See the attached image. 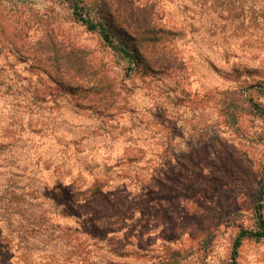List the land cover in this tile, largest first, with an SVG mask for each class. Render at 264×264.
Listing matches in <instances>:
<instances>
[{
    "label": "rangeland",
    "instance_id": "1",
    "mask_svg": "<svg viewBox=\"0 0 264 264\" xmlns=\"http://www.w3.org/2000/svg\"><path fill=\"white\" fill-rule=\"evenodd\" d=\"M77 4L114 43L118 9L151 19L181 68L145 75L70 0H0V264H231L264 224V0Z\"/></svg>",
    "mask_w": 264,
    "mask_h": 264
},
{
    "label": "trees",
    "instance_id": "2",
    "mask_svg": "<svg viewBox=\"0 0 264 264\" xmlns=\"http://www.w3.org/2000/svg\"><path fill=\"white\" fill-rule=\"evenodd\" d=\"M70 4L72 5V19L77 21L81 26H83L86 31L91 33H97L99 38L103 41V43L110 48L113 52L118 54L122 59H125L129 62V64L133 63L134 67H138L141 62L144 63L143 70L145 75H149L150 72L157 70V71H171L173 69L180 70L181 63L177 61L176 57L172 55V52L167 48H160L158 47V43L161 41L163 35H169V31H163L161 28L154 25L151 19L147 17L139 21L138 16L134 17V12L129 11L128 14L125 16L123 11L117 10L118 15L122 21L123 26L117 29V32L123 37L133 39L137 38V41L132 42V44H128L127 41L120 40L118 43H114L112 31H111V23L102 19L104 21H94L89 17V15L84 14L83 7L77 4V0H70ZM132 9V8H131ZM132 29L134 32L133 35H129L126 29ZM172 34V33H171ZM164 49V53H162ZM161 52V54H160ZM150 57L149 62L145 63L144 55ZM165 56V57H164ZM141 65V64H140ZM84 68V67H83ZM82 67L80 68V73L77 74V78L84 77L87 73L82 72ZM129 68V65H128ZM42 191V190H41ZM62 192V191H61ZM64 192V191H63ZM42 196L44 192L42 191ZM94 191H91V195L89 198H85L82 204L87 203L90 197L94 194ZM64 194V193H63ZM13 196L10 194L7 197V201H10ZM64 199H70L69 193L64 194ZM76 204V205H75ZM54 206L52 209V213H55ZM72 207L75 208L74 210H79L81 206L77 205V203L72 204ZM62 213H65L64 211ZM66 214V213H65ZM243 238H253L256 240H260L264 238V224L261 222L259 223V230L252 232L247 230L239 231L237 237L234 239L231 248V264L235 263L237 248L240 245V241Z\"/></svg>",
    "mask_w": 264,
    "mask_h": 264
}]
</instances>
